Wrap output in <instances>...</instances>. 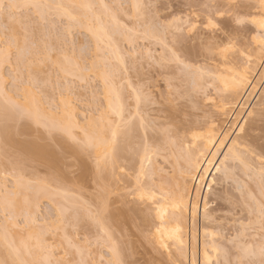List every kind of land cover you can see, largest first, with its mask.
I'll use <instances>...</instances> for the list:
<instances>
[{
    "label": "snow or ice",
    "instance_id": "obj_1",
    "mask_svg": "<svg viewBox=\"0 0 264 264\" xmlns=\"http://www.w3.org/2000/svg\"><path fill=\"white\" fill-rule=\"evenodd\" d=\"M95 7L0 0V15L28 13L18 27L0 32V210L8 221L0 228L5 257L0 264H93V248L101 243L112 253L109 264H124L110 224L117 201L128 219H140L137 230L150 222L154 207L163 218L161 201L183 208L185 193L179 183L164 179L155 161L183 146L194 113L213 118L197 100L208 74L200 59L210 54L231 62L238 86L247 82L241 65L257 58L264 65V0L258 17L245 11L246 0H131L117 6L127 11L115 13L100 5L111 26L79 11ZM249 24L258 34H249ZM141 37L155 40L159 55L137 50ZM126 96L134 104L126 103ZM81 103L87 105L85 121L96 129L92 134L81 129L83 137L73 134L72 119ZM259 120L264 135V107ZM199 135L192 132V139ZM38 168L48 176L38 177ZM215 184L212 179L204 187L211 192ZM241 195L230 201L221 222L227 227L212 234L215 257L205 244L204 264H264V164L258 194ZM20 207L24 211L18 214ZM208 212L205 200L206 218ZM232 223L238 225L234 235ZM144 235L169 247L159 227Z\"/></svg>",
    "mask_w": 264,
    "mask_h": 264
},
{
    "label": "bare ground",
    "instance_id": "obj_2",
    "mask_svg": "<svg viewBox=\"0 0 264 264\" xmlns=\"http://www.w3.org/2000/svg\"><path fill=\"white\" fill-rule=\"evenodd\" d=\"M71 1H69V2L70 3H78V2H74V1L71 2ZM49 2L56 3V4H61L62 0H60V1L59 0H54V1L53 0H49ZM82 2L83 3H90V4H93V5L95 4L93 0H82ZM79 3H81V2H79ZM100 3H102V2H100ZM258 9L260 11V8H258ZM94 10H95V8H93L91 11H89L87 9H81L79 11H80L81 15H83L85 18H87V20H90V17L91 18L99 17V15L96 12H94ZM256 30L259 31V28L258 29L256 28ZM144 38L145 37H143L142 39L144 40ZM145 40L147 41V38ZM152 40H151V42L149 40L150 43L146 42L145 45L147 43H149L150 45L149 44H147V45L152 46L151 45L153 43ZM148 48H150V47H148ZM148 51L149 50H147V53H148ZM145 55H147V54H145ZM211 57H213V56L211 55ZM211 57H209L207 55L206 58L202 57V59H200V61H199L203 65L206 64L205 67H206V70H207L208 74H206L204 76V78H203V81H201V84L203 86V91L197 94V100H198L199 97L200 98L202 97L201 99L204 100V101H201V104L206 106L204 104L205 95L207 97V102L209 101L210 103L211 102L214 103L216 101V99H217L218 101L216 103H214V104L211 103L213 106L210 105V107H209V108L213 107V109H212L213 111H211V112L213 113L214 110H215L216 114L215 113L213 114V118L210 121H206V120L203 119L204 113H202V112H201V114H198V113L195 114L194 113L193 114L194 119H192V121H191V123L189 125V127L191 128V131L188 133V138L185 140L183 146L182 147L181 146H176L174 148H171L168 151L167 155H162L158 160L155 161L157 169L158 170H160V169L163 170L164 179L166 181H170L172 184L179 183L180 190L185 193L184 197H183V199H184L183 208L181 210H177V209H175V208L170 206V202L169 201H161V205L164 207L163 218L161 219L159 217L158 210L154 207L153 211L151 213L150 222H148L147 224H142L141 225V227L143 228L142 230L144 232H147V233H155V230H156L157 227H159V228H161L163 230V239H164L165 243H167L169 246L171 245V246L174 247V248L172 247L173 248L172 252L174 250V253L171 252L172 255L169 254L171 248H169V247L166 248V250L170 249V250H168L169 253L168 252L166 253L167 256L168 255L170 256V257L168 256V258H170L168 260L172 259L171 262L172 261H176V262L178 261L179 264H180V262H179L180 259H181V262H182V259L186 261V259L188 258V253H189L190 257L191 256L193 258L195 257L194 259H196L197 255H198L197 251H194V250H197L198 248L197 249L193 248V251H191L192 249H189V252L186 249L187 248V241H188V239L190 237L192 238V241L194 239L193 243H195V245H196L195 247H197L196 243L198 241L197 240L198 236H196V233L198 234V232H194V230L197 231V228H195V227L197 225L196 223L198 221V216H201V220H202L201 223H203V225H205V223L206 224L208 223L211 226V223H209V222H213L215 220V219L213 220V218H212L213 214L216 213L215 212L216 207L213 208V205L215 204L214 203L215 201L212 200V198H211L213 196L212 192H209L208 189L206 187H204V185L211 183L212 179H216V183H217V177L222 176V175H224L225 178L229 177L232 174V172H233V170L230 169L231 165L229 166V164L231 162H232V164H233V162H237L238 164H240L244 168V171H246L247 169H250V170L252 169V168H250L249 159L251 160V158H248L250 156V152H248V149H247V152L249 153V155H246L248 157L244 156V150L246 151V147H248V146H246L245 149H244L243 146H245V145H243L241 143V139H242L241 134L243 132L240 131L241 127L242 128L245 127L244 126L245 125V121L248 120L249 116L245 117V120H243L244 119L243 118L242 119L243 121L240 122L241 125L239 124L238 130H237V132L235 134V138H233V140H231L232 142L230 143V140H228L229 141V146L226 145V142H228L227 139H228L229 136H228L227 132L226 133L224 132L225 130L223 131L224 134H223V132L220 133V130H222V129L220 128V126L218 124H219L220 118H222L223 116L226 117V115H228V114H226L227 111L231 112V111H229V109L231 107H233V109L236 107L237 109L241 110V108L245 107V102L247 100H249V98L251 100V96H252V98L253 97L257 98V96H254V95L257 92V87L258 86L256 85L257 82L254 83V81L251 80V74L255 73V71L257 70L258 66L259 67L261 66V69H263L262 70V72H263L264 71V65L261 64V62H260V60L258 58L255 59L251 63L250 66L249 65H241V68H247V82L244 83L242 86H238V85L234 84L233 81H232V77L235 76V72H229V69H232L234 67V65L231 62H227L224 59L219 58L218 56H217L218 59H222V60L217 63V62H215V61H217V59L215 58V61H214V59L211 58ZM210 61L212 63H210ZM207 63H209V64H207ZM237 70H239V69H237ZM259 73H258V75H259ZM220 77H224L225 79H221ZM226 84H227V86H225ZM159 86L160 87H162V86L165 87L163 82H161ZM207 91L208 92H213V94H211V93L206 94ZM262 93H264V91H262ZM255 98H253V99H255ZM214 99H215V101H214ZM255 100H257V99H255ZM125 102L128 103V104H134V101L131 100L130 98H128L127 96L125 97ZM246 105H248V104H246ZM206 107H208V106H206ZM240 110H239V113H240ZM74 111L76 112V110H74V108H73V110H72V119H73L74 122H76V127H74V129H73V134L78 136V134H76L75 131L76 130L77 131L78 130L81 131V129H84L85 131H88L89 134H92L96 129L94 127H92L88 123H86V124L81 123L79 121V119L77 118V116H76ZM252 111H254V110H252ZM252 111L250 110L249 113H252ZM236 113H238V112H236ZM229 115H230V113H229ZM233 117L235 119L236 117H238V115L236 114V117H235V114L232 115V117H231L232 120H233ZM56 118L60 119L61 117L59 115V116H56ZM91 119L92 118H89V120H91ZM222 119H224V118H222ZM220 122H222V121H220ZM110 127L111 126H107V125L105 126L106 134L110 135ZM81 132H82L81 133L82 136H84V131H81ZM192 132L199 133L200 134L199 138L196 139V140H193L192 139ZM229 133H231V132H229ZM209 140H211L212 143H209ZM250 146H252V145H250ZM250 146H249V149H250ZM250 151H252V150H250ZM252 152H251V154L254 153V152L253 153ZM201 153H203V155H201ZM245 154H246V152H245ZM261 154L262 153H260V155ZM261 156H263V154ZM246 158H248V160ZM163 163L166 164L165 165L166 167H163V165L161 166V164H163ZM158 164H159V166H158ZM217 168L220 169L219 172L216 171ZM258 173L260 174L259 171H258ZM200 177H206V179H200ZM257 180L259 181L258 178H257ZM159 183H160V176H159V172H158L157 184H159ZM0 186H1V183H0ZM2 187H3V185H2ZM197 193H199V195H197ZM157 195L159 197V193ZM219 198H221V201L223 200V202H224V196L223 195L220 196ZM205 200L207 201L208 208H209V212H208V217L207 218L205 217V214H204V201ZM217 207L218 208L221 207L220 204L217 205ZM22 211H24L23 207H20V208L17 209V213L18 214L20 212H22ZM219 212H221V210ZM139 223H140V219L139 218L134 223L131 219H128L126 217L125 208H124L123 204H121L120 201H117L112 206L111 211H110V224H111V229H112L113 240L116 243L118 242L117 241L118 237H120L119 235H122V236L126 237L128 235L127 232L129 230V228H131L132 226L135 227L136 224H139ZM213 223H215V221ZM6 224H8V223H5V225ZM216 224H218V223H216ZM202 226H200L201 229H203V230L200 229L201 230L200 242H201V240H202V242L199 245L200 246V248H199V250H200L199 251L200 262L199 263L204 264L205 244L212 238L211 234H213V233H212V231H208L209 233H207V231L204 230V229L207 228V227L205 228L206 225L203 228H202ZM0 227H2V226H0ZM214 227H215V225H214ZM176 228H178L179 231L178 232H173L172 230L176 229ZM189 229H190V231H189ZM142 230H140V231H142ZM210 230H211V228H210ZM143 231H142V233H143ZM188 231L192 232V233H189ZM217 231H218V229H217ZM129 232L132 233V230L129 231ZM205 233H207L208 235L206 236ZM170 234L172 235L171 239H169V235ZM133 235L134 234H132V236ZM139 235H141V234H139ZM17 236H18V234H17ZM128 237H129V235H128ZM142 237L143 236L141 235V237H139V238H142ZM205 238L209 239V240H206V242H205V240H204ZM15 239L17 241L19 238L18 239L15 238ZM127 239L129 240V238H127ZM146 239H147L148 243H151V244L154 243L156 248H157V246L159 247L158 242H154L153 240L148 239V238H146ZM158 239H159V234H157V240ZM118 240H120V238ZM122 240H123V238H122ZM128 240H126L127 243H129ZM141 240L144 242L145 239H141ZM124 241L125 240H123V244L124 243L127 244ZM138 241H139V239H138ZM211 241L212 240H210V242H208L209 247H210ZM121 242L122 241H119L118 242L119 244L118 243L117 244L120 245ZM133 243H134V241H133ZM16 244L19 245V240H18V242ZM144 246H147V245L144 244ZM126 247H128V246H126ZM3 248H4V241L2 239H0V259H4L5 258L4 254H3V251H2ZM160 248L161 247H159V249ZM126 249L128 250V248H126ZM161 249L163 250L165 248H161ZM133 250H135V249H133ZM151 251H153V250H151ZM158 251L160 252V250H158ZM123 252L124 251L122 250V244H121V248H120V258L121 259H123L122 258V256L124 255ZM127 252H125V254H128ZM131 252H133V251H131ZM210 252L211 251H209V254L211 255L212 253H210ZM109 253H111V252H109ZM163 253H164V251L162 252V254ZM158 254H160V253H157V255ZM110 255H112V253ZM154 255H156V254H154ZM128 256H130V255H128ZM161 257L163 258V256H161ZM24 258L28 259L29 257L25 256ZM124 258L127 259L128 257L127 258L124 257ZM111 259H113V257ZM128 259H130V258H128ZM166 260L167 259H165L163 261L167 262ZM190 260H192V259H190ZM128 262H126V263H128Z\"/></svg>",
    "mask_w": 264,
    "mask_h": 264
},
{
    "label": "rangeland",
    "instance_id": "obj_3",
    "mask_svg": "<svg viewBox=\"0 0 264 264\" xmlns=\"http://www.w3.org/2000/svg\"><path fill=\"white\" fill-rule=\"evenodd\" d=\"M54 1V0H53ZM60 1V0H59ZM69 1H71V0H69ZM68 0H62V3L61 4H65V5H67V4H71L70 2H69ZM72 1H74V2H82V0H72ZM71 1V2H72ZM94 1V5L96 6L95 7V10H94V12H96L98 15H99V17H100V21L101 22H103L105 25H108V26H111V20H110V17H109V13H107V12H105L104 11V9L103 8H101L100 7V5H103L104 3L105 4H107V5H109L110 6V10L113 12V13H115V12H117V11H127V9L125 8V9H118V7L117 6H119V5H121V4H124V5H127V4H129L130 2H131V0H93ZM100 2H102V3H100ZM246 2H247V7H246V9H245V11H247L248 13H250L252 16H255V17H258L259 16V14H260V11H259V0H246ZM172 7L173 8H177L178 9V3H174L173 5H172ZM185 11H187V9H185ZM26 15H28V13H24L23 14V16H26ZM23 16H22V14L20 13V12H13L12 13V15L11 16H9V15H7V14H4V15H0V32H3V29H4V27L5 26H7V25H11V26H13V27H18L19 26V23H20V21L23 19ZM92 16V15H91ZM89 18V17H88ZM118 18H120V17H118ZM87 19V18H86ZM92 18L90 17V20H91ZM125 22H127L125 19H121V23H125ZM131 26V25H130ZM256 28L258 29V27L256 26V25H252V24H249L248 26H247V31L249 32V34L250 35H256L259 31L258 30H256ZM257 32V33H256ZM143 37H141V38H139V40L137 41V45H138V47H137V50H139V48H143L144 49V52H145V54H147V50H149V51H152L151 53L152 54H154V55H159V52L161 51V49L157 46V42H155L154 40H152V39H150V38H147V41L145 40L146 39V37L144 38V40L142 39ZM149 40H150V42H151V40L153 41V43L151 44L152 46H149L150 44V42H149ZM144 41V42H143ZM146 42H149V43H147V44H149V45H145V43ZM155 44V45H154ZM154 45V46H153ZM122 48H124V47H126V45L123 43V42H121V45H120ZM144 46V47H143ZM147 46V47H146ZM148 47H150V48H148ZM155 47V48H154ZM154 50H153V49ZM148 51V52H149ZM157 53V54H156ZM209 57H211V55L209 54L208 55ZM219 57V56H218ZM218 57L217 56H213V57H211V58H213L214 59V61H215V58L217 59V61H215V62H220L222 59H223V57H219V58H222V59H218ZM202 59V58H201ZM206 63V62H205ZM210 63H212L211 61H210ZM207 64H209V63H207ZM206 65V64H205ZM261 66L259 67L258 66V68H257V70L255 71V73H253V74H251V80L252 81H254V83H256V85L258 86L257 87V92H256V94L254 95V96H257V98H255V97H253V98H255V99H257V100H255V99H253L252 98V96H251V100H250V98H249V100H247L246 102H245V107L244 108H241V110L240 109H237L236 107V109L234 108L233 109V107H231L230 109H229V111H231V112H228L227 111V113L226 114H228V115H226V117L225 116H223L222 118H224V119H222V118H220V120H219V126H220V128L222 129V130H220V133H222L224 130V132L226 133L227 132V134H228V139H227V141L228 140H230V143L232 142L231 140H233V138H235V134H236V132H237V130H238V126H239V124L241 125V123L240 122H242L243 120H245V117H247V115H246V113L248 112L249 113V111L251 110H254V111H252V113L254 114V116H249V118H248V120H246V121H248V123H245V127H244V131H243V133L241 134V136H242V139H241V143L243 144V145H245V146H243L244 147V149H245V147L246 146H248V147H246V151L244 150V156H246V155H249V153L248 152H250V156L248 157V156H246V157H248V158H251V160L249 159V162H250V168H252L251 170L250 169H245L246 171H244V168L240 165V164H238L237 162H233V164H232V162L229 164V166L231 165V167H230V169H232L233 170V172H232V174L229 176V177H226L225 178V176L224 175H222V176H219V177H217V183H216V185H214L213 186V189H212V200H214L215 202V204L213 205V208L214 207H216V210H215V214H213V220L215 221V223H213V222H209V223H211V226H210V224H206L205 223V225H203V223H201L202 222V220H201V216H198V221H197V225H196V227L195 228H197V231H195L194 230V232H198V234L196 233V236H198V238H197V247H195L196 245H195V243H193V241H194V239H193V241H192V238L190 239H188V241H187V250H188V252H189V249H192L191 251H193V248L195 249H197V250H194V251H197V257H196V261H197V264H201V263H199L200 262V254H199V248H200V243L202 242V240H201V242H200V239H201V230H203V229H201V227L200 226H202V228L205 226V228L206 229H204V230H206L207 231V233H209L208 231H212V233H218L220 230H221V228L222 227H227L226 225H224V224H222L221 222L222 221H224L225 220V214L226 213H228L229 212V210H230V208H231V203H230V201H232V200H235L237 197H240V199H243V196L241 195V193H247V192H249V191H252V190H254L255 191V193H257L258 194V192H259V182H260V174L258 173V171L260 172V169H261V167H262V164H264V135H261V124H260V120H259V113H260V110H261V108L262 107H264V93H262V91H264V71L262 72V70L263 69H261ZM261 71V72H260ZM260 72V73H259ZM258 73H259V75H258ZM257 76V77H256ZM256 79V80H255ZM258 79V80H257ZM163 85V84H162ZM161 88H163V86L161 87ZM209 93H211V94H213V92H208L207 91V93L206 94H209ZM206 96V95H205ZM259 97V98H258ZM200 98V97H199ZM198 98V101L201 103V101H204V100H202L201 98V100ZM211 101V100H210ZM213 101V100H212ZM214 101H215V99H214ZM213 101V102H214ZM218 100L216 99V101L214 102V103H216ZM248 102V103H247ZM212 103V102H211ZM209 101L206 103V102H204V104L206 105V106H208V108L210 107V105L211 106H213L212 104H214V103H212L211 104ZM246 104H248V105H246ZM205 106V107H206ZM247 106V107H246ZM87 107V105H85V104H83V103H81V104H79L78 106H75L74 107V110H76V112H75V114H76V116H77V118L79 119V121L81 122V123H83V124H86L87 122L85 121V119H84V115H85V112H84V109ZM213 109V107H211V108H209V110H210V112L211 111H213L212 110ZM243 109V110H242ZM250 109V110H249ZM239 110H240V113H239ZM236 112H238V113H236ZM212 113V112H211ZM215 113V110H214V112L212 113V114H214ZM229 113H230V115H229ZM242 113V114H241ZM195 114H197V113H195ZM198 114H201V113H198ZM216 114V113H215ZM235 114V117H236V114L238 115V117H236L235 119H234V117H233V120L231 119V117H232V115H234ZM241 114V115H240ZM89 118H92V114H91V112H89ZM240 115V116H239ZM56 116H59V114H56ZM219 116V115H218ZM229 116V117H228ZM244 118V119H243ZM193 119H194V117H193ZM243 119V120H242ZM220 121H222V122H220ZM235 122V123H234ZM234 125V126H233ZM218 126V127H219ZM227 129H226V128ZM233 127V128H232ZM229 129V130H228ZM232 129V130H231ZM235 130V131H234ZM76 132V134H78V136H80V137H83L82 136V132L80 131V130H76L75 131ZM224 132H223V134H224ZM229 132H231V133H229ZM57 135V137H62V134H60V133H57L56 134ZM228 143V144H227ZM226 145H228L229 146V141L228 142H226ZM250 145H252V146H250ZM249 146H250V149H249ZM242 147V148H243ZM247 149H248V152H247ZM250 150H252V151H250ZM245 152H246V154H245ZM251 152L253 153V154H251ZM248 153V154H247ZM260 153H262L263 154V156H261L260 155ZM259 156V157H258ZM248 158H246L247 160H248ZM161 161V160H160ZM248 162V161H247ZM248 162V163H249ZM160 163V162H159ZM163 165V167H166L165 165L166 164H161V166ZM158 166H159V164H158ZM259 169V170H258ZM254 170V171H253ZM257 171V172H256ZM256 172V173H255ZM214 174V173H213ZM212 174V175H213ZM258 174V175H257ZM36 175L38 176V177H46V176H48V173H47V171L46 170H43V169H41V168H38L37 169V173H36ZM257 175V176H256ZM259 176V177H258ZM257 178L259 179V181L257 180ZM0 183H1V186H0V188L2 187V185H3V179H2V177H0ZM3 188V187H2ZM224 196V202H223V200L221 201V198H219L220 196ZM85 199H87L88 197H87V195H85V197H84ZM218 200V201H217ZM226 200V201H225ZM220 204V206L221 207H217V205H219ZM120 205V204H119ZM118 205V206H119ZM221 210V212H219ZM219 213V214H218ZM217 215V216H216ZM219 215V216H218ZM241 215V220L243 221V222H247L245 219H244V217H243V215L242 214H240ZM218 218V219H217ZM201 220V221H200ZM218 222H217V221ZM232 220L234 221L235 220V216H233L232 217ZM5 223H8V221L5 219V217H4V215H3V211L2 210H0V226H4L5 225ZM216 223H218V224H216ZM215 225V227H214V225ZM7 225V224H6ZM9 227H10V225H8ZM195 226V225H194ZM198 226V227H197ZM209 226V227H208ZM2 227H0V228H2ZM136 227V226H135ZM135 227H131V228H129V230H128V232H127V234L129 235V237H128V235L126 236V237H124V236H122V235H119L120 237H118V239L120 238V240H118L117 239V241L119 242V241H122L121 242V244H122V250L124 251L123 253H124V255L122 256V258L125 260H123L125 263L124 264H179L178 263V261L176 262V261H172L171 262V260H168V259H170V258H168V256H167V252H168V250H170V249H168V250H166V248L165 249H159V247L157 246V248H156V246H155V244L154 243H148V241H147V239H146V237H145V235H144V231H143V233H142V231H140V230H137ZM220 229H219V228ZM236 227H238V225L237 224H235V223H232V227H231V234L232 235H234L235 234V231H236ZM133 228V229H132ZM142 228V227H141ZM194 228V229H195ZM209 228V229H208ZM210 228H211V230H210ZM143 229V228H142ZM191 229V228H190ZM190 229H189V231H190ZM201 229V230H200ZM208 229V230H207ZM217 229H218V231H217ZM132 230V233L131 232H129V231H131ZM216 230V231H215ZM188 231V232H189ZM215 231V232H214ZM193 232V233H194ZM137 233V234H136ZM189 233H192V232H189ZM188 233V234H189ZM211 233V232H210ZM131 234V235H130ZM132 234H134L133 236H132ZM139 234H141L143 237L142 238H139V237H141V235H139ZM136 235V236H135ZM191 235V234H190ZM17 236V235H16ZM15 236V238H19V234H18V236L16 237ZM132 236V237H131ZM194 236V235H193ZM136 237V238H135ZM145 237V238H144ZM209 237V236H208ZM207 237V238H208ZM211 237H212V234H211ZM122 238H123V240H125L124 242H126V240H128L127 238H129V240H128V242L130 243L131 241V243L129 244V243H127V244H123V240H122ZM126 238V239H125ZM210 238V237H209ZM213 238V237H212ZM212 238L210 239V240H212ZM135 239V240H134ZM138 239H139V241H138ZM141 239H145L144 240V242L141 240ZM19 240V239H18ZM18 240L16 241V239H15V241H16V243L18 242ZM205 240V242H206V240H209V239H204ZM210 240L208 241V242H210ZM133 241H134V243H133ZM117 242V243H118ZM204 242V241H203ZM207 242V243H208ZM138 243V244H137ZM148 243V244H147ZM119 244V243H118ZM121 244H120V248H121ZM144 244L145 245H147V246H144ZM154 244V245H153ZM193 244V245H192ZM124 245V246H123ZM138 245V246H137ZM126 246H128V247H126ZM133 248H132V247ZM136 246V247H135ZM155 248H153V247ZM171 246V245H170ZM169 246V248H171V250H170V253L169 254H171V252H172V249L174 248L173 246H171L170 247ZM152 247V248H151ZM173 247V248H172ZM126 248H128V250L126 249ZM125 249V250H124ZM131 249V250H130ZM133 249H135V250H133ZM160 250V252L158 251V250ZM209 251H211V248L209 247ZM128 252H127V251ZM147 250V251H146ZM151 250H153V251H151ZM131 251H133V252H131ZM151 253H150V252ZM164 251V253L162 254V252ZM125 252H127L128 254H125ZM131 253V254H130ZM156 254V255H154V254ZM157 253H160V254H158L157 255ZM172 253H174V250H173V252ZM210 253H212L211 255L213 256V257H215L216 256V254L215 253H213L212 251L210 252ZM111 253H109V250H108V247H106V246H104L102 243L101 244H99V245H95L94 246V248H93V251H92V257H91V259H92V261H93V264H109V262L108 261H110V259L112 258L111 256L112 255H110ZM134 254V255H133ZM149 254V255H148ZM162 254V255H161ZM165 254V255H164ZM126 255V256H125ZM128 255H130V256H128ZM132 255V256H131ZM154 255V256H153ZM172 255V254H171ZM215 255V256H214ZM157 256V257H156ZM161 256H163V258L161 257ZM124 257H128V258H130V259H125ZM133 257V258H132ZM154 257V258H153ZM166 257V258H165ZM170 257V256H169ZM192 257V256H191ZM190 256H189V253H188V258L186 259V261L185 260H183L182 259V262H181V259H180V264H190V261H192L194 258L192 257L191 258ZM165 260V259H167L166 261L167 262H165V261H163V260ZM190 259H192V260H190ZM112 260V259H111ZM154 260V261H153ZM129 261V262H128ZM152 261V262H151ZM126 262H128V263H126ZM133 262V263H132ZM176 262V263H175Z\"/></svg>",
    "mask_w": 264,
    "mask_h": 264
}]
</instances>
